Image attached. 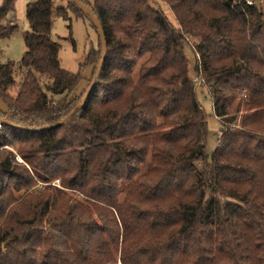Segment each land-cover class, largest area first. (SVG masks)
Wrapping results in <instances>:
<instances>
[{"label":"trees","instance_id":"16d2710c","mask_svg":"<svg viewBox=\"0 0 264 264\" xmlns=\"http://www.w3.org/2000/svg\"><path fill=\"white\" fill-rule=\"evenodd\" d=\"M66 1L28 0L26 51L0 64L13 124L0 127V264H264L262 4L80 0L107 57L86 107L47 130L80 102L51 37L54 18L85 16ZM16 2L0 8L1 39ZM186 33L202 38L193 75L221 122L212 154Z\"/></svg>","mask_w":264,"mask_h":264},{"label":"rangeland","instance_id":"374dc122","mask_svg":"<svg viewBox=\"0 0 264 264\" xmlns=\"http://www.w3.org/2000/svg\"><path fill=\"white\" fill-rule=\"evenodd\" d=\"M28 0H17L15 5V12L11 15L9 20L12 24L18 25V29L6 39L0 38V64L7 63L9 61L19 65L21 59L26 51L23 36L30 30L29 23L26 18V5ZM253 4L259 5L261 0H248ZM4 0H0V8L2 7ZM57 6L67 7L66 0H56ZM167 6V5H166ZM165 14L172 22V24L179 29V22L177 21L172 10L167 6L165 7ZM70 21L65 20L62 17L54 18L51 37L53 40L60 42L62 49L60 51L61 66L65 70H68L75 74H80L81 81L77 87L74 96H76L77 102H79L85 95L88 87L90 86L95 74L96 66L100 59V44L99 37L96 30L93 28L90 20L85 16H78L75 12L69 9ZM7 24V22H5ZM185 53L189 60V67L191 70L192 79L194 80L196 87H198L199 101L202 104L206 114L208 115V153L216 149L219 139V133L221 128V122L214 116L213 103L210 98L211 89L204 84V82L197 83L196 76L193 75L195 65L200 62V56L196 52V47L201 43V36L195 33L185 34ZM94 52V58L90 62L86 61L88 53ZM95 61H97L95 63ZM95 63V64H94ZM7 106L0 97V111H6ZM7 151H10L16 156V161L19 164H24L22 157L17 153L14 147H3ZM55 184H59L56 181ZM39 186H42L39 184ZM5 246V245H4Z\"/></svg>","mask_w":264,"mask_h":264},{"label":"water","instance_id":"95a60500","mask_svg":"<svg viewBox=\"0 0 264 264\" xmlns=\"http://www.w3.org/2000/svg\"><path fill=\"white\" fill-rule=\"evenodd\" d=\"M70 3L72 4H75L79 10L86 16L90 19V21L92 22L93 26L95 27L96 31H97V34L100 38V41H101V46H102V52H101V58L99 60V63H98V68H97V72L90 84V86L88 87L85 95L83 96V98L80 100V102L74 107V109L71 111V113L69 114L68 117L64 118L63 120H61L59 123H57L56 125H50V126H47L45 129L49 130V129H52L54 127H59V126H62L66 123V121L75 116L76 114L80 113L87 105V103L89 102L90 98H91V95L95 89V86L101 76V72H102V68H103V65H104V62H105V59L107 57V51H108V48H107V43H106V37H105V33H104V30H103V27L101 25V22L99 20V18L94 15L92 13V11L89 9V7L87 5H85L83 2H81L80 0H68ZM261 4H262V10H263V13H264V0H261ZM0 124L3 125H13L10 121H7L3 118L0 117Z\"/></svg>","mask_w":264,"mask_h":264},{"label":"built area","instance_id":"2783aa9c","mask_svg":"<svg viewBox=\"0 0 264 264\" xmlns=\"http://www.w3.org/2000/svg\"><path fill=\"white\" fill-rule=\"evenodd\" d=\"M249 4H253L252 2H248ZM196 82L197 83H201V82H203L200 78H198V77H196ZM0 127H1V124H0Z\"/></svg>","mask_w":264,"mask_h":264}]
</instances>
